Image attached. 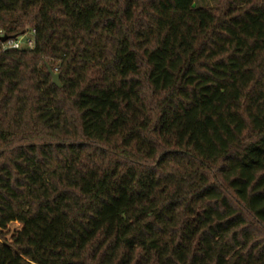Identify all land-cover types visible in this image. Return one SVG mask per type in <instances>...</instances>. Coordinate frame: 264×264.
I'll list each match as a JSON object with an SVG mask.
<instances>
[{
    "label": "trees",
    "instance_id": "obj_1",
    "mask_svg": "<svg viewBox=\"0 0 264 264\" xmlns=\"http://www.w3.org/2000/svg\"><path fill=\"white\" fill-rule=\"evenodd\" d=\"M195 4L0 0V264H264V0Z\"/></svg>",
    "mask_w": 264,
    "mask_h": 264
},
{
    "label": "rangeland",
    "instance_id": "obj_2",
    "mask_svg": "<svg viewBox=\"0 0 264 264\" xmlns=\"http://www.w3.org/2000/svg\"><path fill=\"white\" fill-rule=\"evenodd\" d=\"M221 0H196V7L199 8H210V9H216L219 7ZM19 41L23 44V47L25 46L27 40L34 39V33L33 31H29L26 35H23L18 38Z\"/></svg>",
    "mask_w": 264,
    "mask_h": 264
},
{
    "label": "built area",
    "instance_id": "obj_3",
    "mask_svg": "<svg viewBox=\"0 0 264 264\" xmlns=\"http://www.w3.org/2000/svg\"><path fill=\"white\" fill-rule=\"evenodd\" d=\"M4 37L5 36H4L3 32L0 31V41ZM34 46H35L34 39L33 40H31V39L27 40L24 47H23V44L19 41V39L8 40L5 43H2L3 50H22V49L31 50L34 48Z\"/></svg>",
    "mask_w": 264,
    "mask_h": 264
},
{
    "label": "water",
    "instance_id": "obj_4",
    "mask_svg": "<svg viewBox=\"0 0 264 264\" xmlns=\"http://www.w3.org/2000/svg\"><path fill=\"white\" fill-rule=\"evenodd\" d=\"M17 39H18L17 37L14 38V40H17ZM8 40H9L8 37H4V38L1 39V42L5 43ZM47 68H48V72H49L50 76L52 77L54 85L57 86V87H60L61 86L60 75L55 73V71L52 70L51 67L47 66Z\"/></svg>",
    "mask_w": 264,
    "mask_h": 264
}]
</instances>
